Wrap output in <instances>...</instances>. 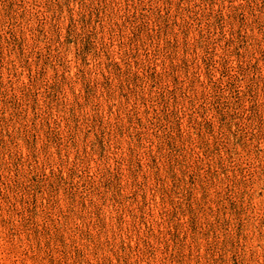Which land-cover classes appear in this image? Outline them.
Instances as JSON below:
<instances>
[{
  "label": "rangeland",
  "instance_id": "374dc122",
  "mask_svg": "<svg viewBox=\"0 0 264 264\" xmlns=\"http://www.w3.org/2000/svg\"><path fill=\"white\" fill-rule=\"evenodd\" d=\"M0 264H264V0H0Z\"/></svg>",
  "mask_w": 264,
  "mask_h": 264
}]
</instances>
